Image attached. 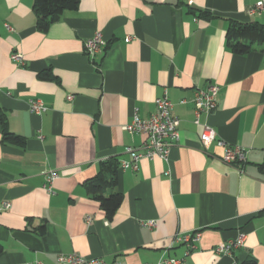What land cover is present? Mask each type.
<instances>
[{
    "label": "crops",
    "instance_id": "crops-1",
    "mask_svg": "<svg viewBox=\"0 0 264 264\" xmlns=\"http://www.w3.org/2000/svg\"><path fill=\"white\" fill-rule=\"evenodd\" d=\"M33 6L0 0V264H61L70 254L104 264H264V48L236 55L226 42L231 23L264 27V0H80L46 32ZM95 33L106 46L90 60L84 46ZM208 84L219 87L217 107L196 125L191 100ZM164 92L179 142L167 161L117 170L104 192L123 198L108 221L85 184L141 146L144 137L123 127L135 108L141 119L154 114ZM30 99L46 111L31 114ZM203 124L247 149L239 170L220 160L216 142L202 150ZM194 232L185 256L174 239ZM239 234L243 247L215 253Z\"/></svg>",
    "mask_w": 264,
    "mask_h": 264
},
{
    "label": "built area",
    "instance_id": "built-area-1",
    "mask_svg": "<svg viewBox=\"0 0 264 264\" xmlns=\"http://www.w3.org/2000/svg\"><path fill=\"white\" fill-rule=\"evenodd\" d=\"M261 7L262 4L258 3L251 12L261 9ZM7 29L11 31L9 27ZM130 40L131 38L127 37L125 42H129ZM105 46L106 42L102 34L95 33L92 38L85 42L84 53L90 60H93L96 55L103 53ZM10 59L15 63L22 64V57L18 53H12ZM218 95L219 87L213 84H208L204 89L197 88L194 91L191 102L194 107V123L196 125L199 124L201 114L208 116L216 109ZM71 98L69 96L67 99L70 100ZM27 105L31 114L41 115L46 111V107L38 99L28 100ZM155 108V113L146 119H141L138 110L136 108L133 109L131 121L123 127V130L128 134L143 136L144 140L139 147L129 146L125 148L124 152L129 156V159L120 161L119 168L121 170L131 169L135 171L141 160L159 158L160 160L167 161L171 148L179 142V133L177 130L178 119L172 114L173 105L165 92L155 100ZM213 142H216L219 147L223 148L220 160L224 164L239 170L240 165L246 162V148L225 144L217 138L215 131L209 125L203 124V131L200 135V146L202 150H206ZM55 177L56 175L50 172L47 183H51ZM9 207L10 205L8 203L2 204V208L5 210ZM144 225L152 228L155 222L148 221ZM245 237V234H239L234 240L228 241L224 245L216 248L215 253L229 255L233 249L243 247ZM199 239L200 233L194 232L177 236L174 242L187 246L188 251L185 254L187 256L195 248V244ZM58 262L61 264H104L99 259H86L75 254L61 255L58 258ZM157 264H184V259H161Z\"/></svg>",
    "mask_w": 264,
    "mask_h": 264
},
{
    "label": "trees",
    "instance_id": "trees-1",
    "mask_svg": "<svg viewBox=\"0 0 264 264\" xmlns=\"http://www.w3.org/2000/svg\"><path fill=\"white\" fill-rule=\"evenodd\" d=\"M80 0H34L33 11L36 17V28L40 32H46L49 27L58 22L62 13L66 10H74L77 8ZM201 16V15H200ZM202 16L208 18L206 14ZM226 42L231 51L236 55H245L253 51L256 47L264 48V27L253 24L231 23L228 28ZM43 79L48 78V74H42ZM0 121L6 126V119L4 115H0ZM3 140L12 144H22L20 138L12 134L4 133ZM104 165L102 174L98 176L93 182H86L87 193L99 202L100 208L105 214L108 221H111L116 213L120 203L122 202V195L114 193L105 196V190L108 186L116 181L117 170L119 165L112 163ZM239 264H257L252 257H247Z\"/></svg>",
    "mask_w": 264,
    "mask_h": 264
}]
</instances>
